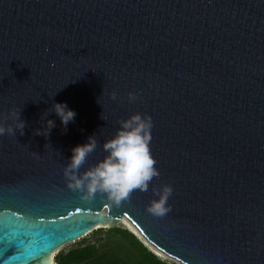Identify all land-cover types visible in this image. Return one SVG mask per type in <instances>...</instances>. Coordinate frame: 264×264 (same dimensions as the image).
I'll return each mask as SVG.
<instances>
[{"label": "water", "instance_id": "1", "mask_svg": "<svg viewBox=\"0 0 264 264\" xmlns=\"http://www.w3.org/2000/svg\"><path fill=\"white\" fill-rule=\"evenodd\" d=\"M54 103L76 112L66 128ZM10 110L25 128L0 136V264H56L124 220L180 264H264V0H0ZM136 113L160 176L119 206L82 199L63 175L72 149L98 141L82 173ZM166 184L171 211L153 216Z\"/></svg>", "mask_w": 264, "mask_h": 264}, {"label": "clouds", "instance_id": "2", "mask_svg": "<svg viewBox=\"0 0 264 264\" xmlns=\"http://www.w3.org/2000/svg\"><path fill=\"white\" fill-rule=\"evenodd\" d=\"M112 98L116 99L115 93ZM128 99L134 101L136 95L129 93ZM52 109L60 117L65 128L75 119L76 112L69 109L66 103H54ZM0 119V136L15 135L17 129L23 134L25 121L20 119V110L0 114ZM9 119L13 124H6ZM119 124L121 127L116 135L103 144L107 153L104 159L82 173L80 169L97 148L98 141L95 136H90L87 143L72 149L73 154L70 162L64 167L63 175L68 188L82 193L81 198L84 200H93L100 194L119 206L128 201L135 191L147 192L153 179L160 176L156 167L157 161L150 150L153 126L151 117L136 113L126 120H120ZM53 127L55 121L47 120V132L37 131V134L47 136ZM153 192L159 198L150 202L147 211L153 216L163 217L171 211L168 200L173 194V188L166 184L162 189L153 188Z\"/></svg>", "mask_w": 264, "mask_h": 264}, {"label": "trees", "instance_id": "3", "mask_svg": "<svg viewBox=\"0 0 264 264\" xmlns=\"http://www.w3.org/2000/svg\"><path fill=\"white\" fill-rule=\"evenodd\" d=\"M56 264H173L162 260L131 230L99 228L61 250Z\"/></svg>", "mask_w": 264, "mask_h": 264}, {"label": "rangeland", "instance_id": "4", "mask_svg": "<svg viewBox=\"0 0 264 264\" xmlns=\"http://www.w3.org/2000/svg\"><path fill=\"white\" fill-rule=\"evenodd\" d=\"M119 226H122V227H124V228H126V229H129V230H131L130 228H128L127 226H126V224L123 222V223H120L119 224ZM132 231V230H131ZM141 240V239H140ZM143 241V240H142ZM144 242V241H143ZM145 243V242H144ZM146 244V243H145ZM149 244V243H148ZM148 244H146V246H148L149 248H150V250H152L153 252H155L158 256H160L158 253H157V250L156 249H154V247L153 246H151V245H148ZM69 245L70 244H68V245H66L65 247H63L61 250H63V249H67L68 247H69ZM58 253H56V255H57ZM55 255V256H56ZM161 258H162V260H164V261H167V262H170V263H173V264H180L179 262H177L176 260H174V259H172V258H170V257H168V256H160Z\"/></svg>", "mask_w": 264, "mask_h": 264}, {"label": "bare ground", "instance_id": "5", "mask_svg": "<svg viewBox=\"0 0 264 264\" xmlns=\"http://www.w3.org/2000/svg\"><path fill=\"white\" fill-rule=\"evenodd\" d=\"M124 223L126 224V226L128 228H130L132 230L133 233H135L141 240H143L146 244H148V242L141 236V234L139 233V231L127 220H124ZM150 245V244H148ZM152 246V245H151ZM154 249H156L154 247ZM157 250V253L160 255V256H165L163 253H161L158 249Z\"/></svg>", "mask_w": 264, "mask_h": 264}]
</instances>
